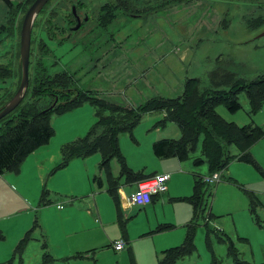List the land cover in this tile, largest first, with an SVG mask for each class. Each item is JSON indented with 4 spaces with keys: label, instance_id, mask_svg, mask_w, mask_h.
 <instances>
[{
    "label": "rangeland",
    "instance_id": "obj_1",
    "mask_svg": "<svg viewBox=\"0 0 264 264\" xmlns=\"http://www.w3.org/2000/svg\"><path fill=\"white\" fill-rule=\"evenodd\" d=\"M11 1L15 4L21 0ZM130 1L136 9L134 13L115 10V0H50L32 31L31 62L35 65L40 61L41 68L49 75L66 71L79 89L128 108L154 97H180L188 79L197 80L200 92H229L235 85L252 82L264 75V0ZM71 4L78 5L88 18L83 27L67 33L63 23L67 22ZM8 17V8L0 0V27L6 25ZM18 42L17 28L13 32H0V65L17 64ZM11 81L0 82V87H8ZM49 100L50 97H45L42 104L48 105ZM238 100L241 109L235 113H229L222 104H218L215 111L225 121L238 126L253 123L264 127V104L259 111L249 114L245 93L241 92ZM97 114V108L89 103L53 114L50 124L54 135L48 148L43 149L56 147L55 163L49 165L48 171L43 170L42 175L26 169L21 174L0 176V264H130L129 256L118 263L100 246H97L95 262L78 256L59 259L62 256L60 250L72 242L83 244L82 238L91 233L63 237L65 228L50 216V210H42L48 207L45 206L48 200L60 199L63 206L71 202L76 213L85 214V209H92L97 195H102L114 207L106 191L93 180L95 177L106 186L105 173L99 171V152L71 160L65 168L57 169L62 161L60 148L86 136L94 126ZM162 117L161 112L146 114L131 134L119 136L118 147L126 168L138 172L144 170L131 166L150 164L153 167L147 171H151L155 168L152 163H162L153 155L152 144L164 138L179 137L170 135L171 129H178L174 123L155 127ZM201 140L202 137L195 152L182 163L190 165L191 173L208 177V163L197 168L193 166L194 159L201 157ZM229 152L236 154L237 149L230 146ZM256 157L260 160L258 150L252 155L254 160ZM260 162L263 169L264 161ZM240 164V169L236 166L231 176L240 180L243 186L232 182L225 185L228 181L223 179L224 175L219 184H202L207 191L204 215L199 219L195 237L196 251L178 264H212V254L217 264H234L227 254V243L221 241L219 235H210L212 253L206 248L204 217L209 213L213 215L208 221L209 227L231 238L240 261L251 264L264 261V207L256 209L260 224L249 220L247 197L242 191L254 189L264 194V180L252 166ZM110 168L114 177L119 175L121 168L116 160L111 161ZM217 188H220L218 192ZM131 189L127 187L126 190ZM185 205L158 208L147 218L144 215L129 218L127 227L131 232L153 233L154 222L174 218L179 209L189 207ZM134 207L138 209V206ZM45 227L56 232L55 238L61 235V240H54L53 247L47 245ZM113 230L117 233L116 228ZM172 233H175L174 229L153 234L160 237ZM25 235L29 236L28 241L18 251V244ZM149 241L152 243L153 240ZM98 244H102V237ZM44 255L50 258L45 259Z\"/></svg>",
    "mask_w": 264,
    "mask_h": 264
},
{
    "label": "trees",
    "instance_id": "obj_2",
    "mask_svg": "<svg viewBox=\"0 0 264 264\" xmlns=\"http://www.w3.org/2000/svg\"><path fill=\"white\" fill-rule=\"evenodd\" d=\"M3 1L8 8L9 17L6 25L0 27V32L4 30H12L13 32L14 28H17L19 39L23 16L34 0H21L15 4L11 0ZM49 1L36 16L32 31L38 16L46 11ZM120 1L115 0V10L126 13L136 12L135 7L130 4V0H122L124 1V3L121 1L123 5L119 3ZM31 42L32 40L30 41V49ZM17 49H19V42ZM17 57L18 61L15 67L11 63L0 65V81L12 79L10 82L12 86L6 89L0 100V110L14 95L20 82L19 50ZM39 62L33 65L29 55V80L24 98L12 112L0 119V176L5 173H18L20 165L26 157L48 144L54 135V130L50 124V117L53 114H61L89 103L97 108V120L86 136L60 148L62 161L57 169L65 168L71 160L83 159L99 152L101 155L99 171L105 173L106 193L113 201L117 221L122 230L125 222L122 221L119 206V178H124L126 183L136 182V184L149 178L144 176L142 170L133 172L126 168L118 147V139L121 134H131L132 129L146 114L161 112L163 117L157 121L155 127L162 128L167 123H174L180 132L178 139L164 138L152 144V152L156 158L188 160L197 149L202 137L200 142L201 157L194 159V167H200L206 162L210 167L209 173H219L221 177L223 170L232 161L237 160L250 164L264 177L263 170L250 154L251 147L264 138V127L253 123L238 126L225 121L215 111L218 104H222L229 113L240 110L241 104L238 95L241 92L245 93L249 104V114L259 111L264 104V75L252 82L235 85L229 92L219 90L200 92L197 87V80L188 79L180 97H154L137 107L128 108L98 99L90 91L79 89L76 87L72 76L66 71L49 75L44 68H41ZM45 97H50L48 105L42 104ZM230 146L237 149L236 154L229 152ZM112 160H116L120 164L121 169L117 177H114L111 172L110 163ZM93 180H96L98 187L102 188L101 180H97L95 177ZM194 180L192 194L185 198V201L192 205L193 217L184 227V240L180 245L163 251L158 264H176L196 251L195 235L199 227V219L203 218L204 215V198L207 190L202 188L204 183L200 177L195 176ZM242 191L248 199L251 212H253L257 204V197L252 192L243 189ZM49 203L50 201H47L46 205ZM212 217L213 215L210 213L208 217H204L206 248L212 253L210 235L214 233L219 235L218 238L221 241L227 243V254L234 264H251L239 260L233 242L228 235L209 227L208 221ZM172 228V225H161L156 231H168ZM28 238L29 236L25 235L20 240L17 247L18 251L23 249ZM76 256L81 257L83 255L77 254ZM44 257L45 259L50 258L46 255ZM130 263L134 264L132 257H130ZM212 264H217L213 254ZM259 264H264V262Z\"/></svg>",
    "mask_w": 264,
    "mask_h": 264
},
{
    "label": "crops",
    "instance_id": "obj_3",
    "mask_svg": "<svg viewBox=\"0 0 264 264\" xmlns=\"http://www.w3.org/2000/svg\"><path fill=\"white\" fill-rule=\"evenodd\" d=\"M15 66L16 64L14 62V67ZM0 82H5V81H0ZM10 86H12V84H10L8 88L7 86L0 87L1 89L0 100L3 94L5 93L6 89H9ZM170 135L172 136L175 135L174 137L180 136L179 129H175V130L171 129ZM262 140H264V138L257 141L250 149V154H252L253 156L255 155L256 150H258L260 160L257 157H256L257 160L256 159L254 160L258 165L261 164L260 161L262 162L264 161V141ZM43 148H48V147L46 145L45 147L39 148L38 150L30 154L27 157V159H25V161L20 166L19 174L24 172L26 169L35 170V172L39 173L40 175H42L43 170L48 171L49 165L55 163L54 148L56 147H51L50 149H43ZM159 160H162V163H152L155 166V168H151V171H147L149 167H153L150 164H142L137 167L131 166L132 169L142 168L144 170L143 171L144 176L148 177L149 179L158 174L169 175V180L167 182V190L162 194L155 195L150 205L138 209H135L134 206L130 205L128 203V198L131 195L129 196V194L136 190V182L126 183L124 178H119L118 180L119 206H120V213L122 215V221L125 222L124 223L125 226L123 230L119 222L117 221V213L114 204H113L114 207L110 206L102 195H97L96 197H94V200L92 202L93 204L92 209L89 208L85 209V214L76 213L74 211V206H71L72 204L71 202L66 204V206H63V204L60 203L61 201L60 199L48 200L50 201V203L46 205L48 207L42 208V210L43 211L50 210L49 212L51 215L50 214L49 215L57 219L59 225L65 228L64 232L62 233L63 237L72 236L74 238L76 237V235H81L83 233H91L89 236L82 238L83 244H79L78 242H72L69 244V247L65 246L62 250H60L59 253L62 256H60L61 258L59 259L69 260L73 256L76 257L77 254H80L83 256L79 258H90L91 260H93V262H95L94 258L97 257L96 255L97 246H100L102 247V249H106L107 254L111 258L116 259L118 263L126 261L127 256H129V261H130V257H132L135 264H158L159 259L161 258V253L163 251L180 245L185 237L184 227L187 223L191 221L193 217L192 205L189 202L185 201V198L190 197L192 194L195 176L198 177L200 176L199 174L191 173L190 165L189 166L183 165L182 163L183 161H179L176 158L159 159ZM240 163L243 164L244 162L234 160L227 166L225 170H223L221 174V179H222V175H224L223 179L228 181L225 182V185L231 184V182L233 184H238V185L242 184V182L236 179L235 176H231L232 172L236 171L235 170L236 166L237 169H240L241 167ZM246 164L247 163H245V165ZM249 166L251 165L249 164ZM243 168L244 167H242V170ZM260 168L262 169L261 166ZM254 170L257 172L255 168ZM83 172H81V175L83 174ZM257 173L264 180V177L259 172ZM11 176L12 175H10L9 177ZM41 178L44 179L45 177L41 176ZM219 182L217 184H219ZM105 187L106 186H102V188L100 189L106 191ZM127 187H132V189L126 190ZM50 189L53 190V187L51 186ZM219 189L220 188H217V192ZM247 191L252 192L257 197V204L253 211L254 213L251 212L248 199H247V210L250 216L248 217L249 220H252L255 224L258 225L260 224L261 220L259 216L256 214V209L262 206L264 207V194H259L258 191L254 189H250ZM176 204H187L185 206H189V207H183L179 209L175 217L172 219H161L154 222L155 230L153 231V233H159L156 231V229L161 225H172L173 228L171 230L162 231V232H171L174 229L175 233H172L171 235L154 237L155 234L151 232H145V231L142 233L138 231L131 232L129 230V226L127 227L129 218L130 219L135 217L137 218L142 215H144L147 218L148 215L154 214L158 208L163 209L169 206H173L175 208ZM162 222H166V223H162ZM26 223L27 225L29 224V222ZM112 228L113 229L116 228L117 233ZM43 231L46 235V241L49 247L50 246L53 247L55 245V241L61 240V235L55 238L56 232L54 230L50 231L47 227H45ZM101 237H102V244L99 245L98 243ZM119 239L124 240L125 246L122 250L115 251L113 249L112 243L118 241ZM149 240H153L152 243H150ZM81 252H85V253H81ZM188 257H185L184 259ZM184 259L178 261L176 264L182 262ZM263 262H264L263 260H259L256 263L259 264Z\"/></svg>",
    "mask_w": 264,
    "mask_h": 264
},
{
    "label": "water",
    "instance_id": "obj_4",
    "mask_svg": "<svg viewBox=\"0 0 264 264\" xmlns=\"http://www.w3.org/2000/svg\"><path fill=\"white\" fill-rule=\"evenodd\" d=\"M48 1L49 0H34L33 3L27 8L23 16L19 34V60L21 67V78L14 95L7 103H5L3 108L0 110V119L12 112L20 104L27 91L29 80V55L32 26L36 16ZM75 8L76 5L73 4L71 6V13H75ZM78 29L79 25H76L75 27L70 29V31H75Z\"/></svg>",
    "mask_w": 264,
    "mask_h": 264
},
{
    "label": "built area",
    "instance_id": "obj_5",
    "mask_svg": "<svg viewBox=\"0 0 264 264\" xmlns=\"http://www.w3.org/2000/svg\"><path fill=\"white\" fill-rule=\"evenodd\" d=\"M220 179L219 173H213L208 177H202L201 181L211 186L217 184ZM168 180V174H158L146 181L138 182L136 190L128 198V203L132 206H138V208L149 205L155 195L162 194L167 190ZM112 246L115 251H120L124 248L125 242L120 239L112 243Z\"/></svg>",
    "mask_w": 264,
    "mask_h": 264
},
{
    "label": "flooded vegetation",
    "instance_id": "obj_6",
    "mask_svg": "<svg viewBox=\"0 0 264 264\" xmlns=\"http://www.w3.org/2000/svg\"><path fill=\"white\" fill-rule=\"evenodd\" d=\"M72 6V4H71ZM71 6L69 9V16L67 19V22L65 21L63 24V29L67 32L70 33V29L75 27L76 25H79V28L84 26L83 24L87 21L88 15L79 8V6L76 5L75 8V13H71ZM87 16V17H86ZM85 19V20H84ZM68 23V24H67Z\"/></svg>",
    "mask_w": 264,
    "mask_h": 264
}]
</instances>
